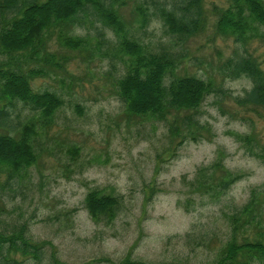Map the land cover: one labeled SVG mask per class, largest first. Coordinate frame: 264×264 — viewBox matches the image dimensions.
I'll list each match as a JSON object with an SVG mask.
<instances>
[{"label":"rangeland","instance_id":"1","mask_svg":"<svg viewBox=\"0 0 264 264\" xmlns=\"http://www.w3.org/2000/svg\"><path fill=\"white\" fill-rule=\"evenodd\" d=\"M170 1L124 0L119 10L138 40L172 50L176 72L212 79L215 90L195 110L201 123L196 138L172 135L171 115L125 110L116 83L124 63L110 48L117 37L108 25L97 18L77 23L71 33L88 38L79 49L52 32L46 46L60 65L42 54L16 64L41 69L30 78L32 89L53 90L63 103L47 123L36 124V162L8 182L0 173V230L26 221L27 233L52 242L56 257L68 264H115L126 256L151 263H208L231 237L234 217L244 225L237 240L264 234V104L240 103L251 79L223 70L228 58L250 54L264 73V43L258 38L241 43L215 32L216 9L227 0H204L203 28L176 38L154 12L156 4ZM137 5L149 12L145 23ZM8 59L0 52V62ZM9 110L1 131H14L38 114L21 101ZM216 160L238 174L226 190L211 185L210 172L221 170L214 167ZM198 180L208 184L197 186ZM94 188L117 196L113 217L93 218L87 211L84 197ZM250 198L256 205L246 218L243 207ZM45 248L40 264L49 262L48 243ZM17 256V264H35Z\"/></svg>","mask_w":264,"mask_h":264},{"label":"trees","instance_id":"2","mask_svg":"<svg viewBox=\"0 0 264 264\" xmlns=\"http://www.w3.org/2000/svg\"><path fill=\"white\" fill-rule=\"evenodd\" d=\"M122 2L124 0H0V52L9 56L7 61L0 62V126L9 118V108L17 101L38 113L27 117L13 132L0 130V173L7 174V182L36 162L38 153L33 145L36 124L47 123L63 103L62 96L53 90L32 89L30 78L42 73L41 69L24 70L16 61L20 58L38 60L42 54L49 63L59 64L55 55L47 49L48 36L56 32L57 38L70 48L85 47L88 38L71 33V30L86 18L90 21L99 19L117 37L110 48L124 63V70L116 83L125 110L161 118L171 115L168 127L172 135L179 134L182 139L185 136L196 138L201 123L195 110L206 94L215 90L212 79L176 72L178 59L170 48L162 46L154 49L138 40L121 15L119 7ZM154 9L166 31L179 39L202 29L207 18L204 0H171L168 6L160 3ZM135 11L141 18L140 22L148 20L146 7L137 5ZM213 25L216 33L231 36L235 41L246 43L249 39L258 38L264 43V0H227L225 6L217 7ZM223 68L231 77L243 74L252 81L250 88L238 97L240 103L264 104V73L254 56L239 54L228 58ZM75 150L77 152L76 146ZM214 167L221 169L220 173L216 175L212 171L209 177L211 185L218 190H226L238 177L226 168L223 170L220 161L216 160ZM207 184L198 180L197 186ZM84 203L93 218L102 215L111 218L115 215L118 198L94 188L86 193ZM255 203L250 198L244 205L246 218L253 216ZM237 219L233 218L231 237L211 262L174 260L151 263L126 256L115 264H264V234L259 237L245 235L242 240H237L235 234L241 226L236 224ZM27 229V222L22 221L13 222L9 228L0 230V264H17L19 260L16 257H20L17 254L40 264L47 243L50 255L49 262L45 264H68L56 257L52 242L32 238Z\"/></svg>","mask_w":264,"mask_h":264}]
</instances>
